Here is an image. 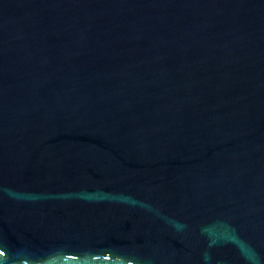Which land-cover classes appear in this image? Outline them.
<instances>
[{
  "label": "water",
  "instance_id": "obj_1",
  "mask_svg": "<svg viewBox=\"0 0 264 264\" xmlns=\"http://www.w3.org/2000/svg\"><path fill=\"white\" fill-rule=\"evenodd\" d=\"M0 264H264V0H0Z\"/></svg>",
  "mask_w": 264,
  "mask_h": 264
}]
</instances>
